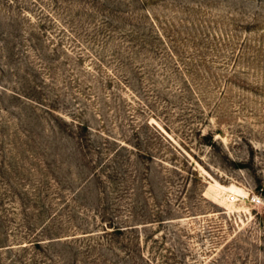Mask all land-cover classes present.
<instances>
[{
    "label": "rangeland",
    "instance_id": "1",
    "mask_svg": "<svg viewBox=\"0 0 264 264\" xmlns=\"http://www.w3.org/2000/svg\"><path fill=\"white\" fill-rule=\"evenodd\" d=\"M45 13L35 52L16 32L0 34L3 209L21 204L15 194L27 203L41 179L51 192L61 181L66 192L49 198L60 208L90 175L83 164L97 158L94 148L124 145L135 253H104L121 264H264V0H64ZM4 18L0 32L10 30ZM102 21L114 32L93 46ZM99 49L101 68L91 56ZM73 120L104 134H88L87 156L68 136ZM86 195L61 213L55 264H81L84 232L96 231L87 213L96 198Z\"/></svg>",
    "mask_w": 264,
    "mask_h": 264
},
{
    "label": "trees",
    "instance_id": "2",
    "mask_svg": "<svg viewBox=\"0 0 264 264\" xmlns=\"http://www.w3.org/2000/svg\"><path fill=\"white\" fill-rule=\"evenodd\" d=\"M64 0H0V25L2 24L1 16H5L4 21L6 26L10 28L9 31L0 32L2 37L11 36L12 31L16 32V40L19 38L20 45L28 46L34 52L36 51V43L41 42V37L45 29L46 17L45 11L47 7H56L60 5ZM37 7L42 17L39 16V21L31 20V15H28V7ZM26 14L28 16H26ZM26 16V17H25ZM27 20V25H22L21 20L24 18ZM49 17V16H48ZM53 22V21H52ZM107 22H101L103 26L101 29L95 28L96 33L89 35L93 46L99 45L103 42L100 37L107 38L110 36L113 30L110 31L104 29V24ZM64 28V27H63ZM66 28L63 29V31ZM67 30V29H66ZM11 31V33H9ZM105 32V34H102ZM107 33V34H106ZM110 33V34H109ZM125 34V31L123 32ZM128 34H136L137 32L127 30ZM0 35V36H1ZM102 35V36H101ZM12 37V36H11ZM160 38L164 37L161 35ZM87 39H89L87 37ZM18 42V43H19ZM31 46V47H30ZM96 66L105 65L106 55L102 49H99L95 54H91ZM84 56L80 55L79 60H83ZM1 88V86H0ZM5 89V88H4ZM7 90V89H5ZM19 98L26 100L31 104H38L44 106L43 102L35 100L29 96L12 92ZM52 111V110H51ZM66 126L67 122L59 118ZM74 125L69 130L68 136L78 142L79 154L87 156L88 151L91 150L90 143L92 138L88 136L91 132L99 134L103 133L97 129H94L89 124L73 120ZM69 125V124H68ZM90 137V138H89ZM111 138L110 136L108 137ZM107 139V138H106ZM105 140V139H104ZM114 143H118L114 140ZM119 144V143H118ZM105 145V146H104ZM102 146L94 148L96 154L95 160H88L83 166H91V172L88 178L84 182L71 191L67 196L61 197L63 205L59 208V205L55 208L49 198L63 194L66 192L63 187L60 186L61 181L56 180L55 190L58 192H51V186L47 191V184L51 181L47 179H41L40 183L33 190V194H28V202L23 201L20 194L15 196L21 199V204L15 203L14 205H20V207L12 206V208L3 209V199L0 201V264H55L54 253L51 252L53 244L56 242H62L63 232H58L59 222L64 223V217L62 214L64 211H69L70 207L77 208L78 202L81 206L87 203V193L95 195V202L92 203V208L87 210L94 214V223L96 225V231L84 232L85 234L91 233V235L85 236L84 240L87 243L84 247H79L77 250L76 261L81 264H121L120 260L112 259L109 254L104 253L111 252L118 258L121 254L131 257L135 253L133 249V242L137 238L135 235L136 229H138V223L131 224L137 220L139 213L135 210L126 212L123 199L127 193L126 184V172L124 166L119 161L120 152L127 150L122 145L118 146L112 154H108L109 150L106 147V143ZM123 152V151H122ZM38 162V161H37ZM42 162H38L41 165ZM52 194V195H51ZM134 201L139 202V186H135L133 189ZM52 196V197H53ZM83 209H86L84 207ZM62 213V214H61ZM160 217V216H157ZM62 222V223H61ZM56 228V229H55ZM133 234V236H132ZM95 236V238H92ZM97 236V237H96ZM139 238V233H138ZM117 244L118 248H108L105 250L106 245ZM108 250V251H107ZM116 250V251H115ZM84 254V255H82ZM79 257H82L78 259ZM143 259L144 257L141 256ZM153 264V262H151ZM149 264V263H148Z\"/></svg>",
    "mask_w": 264,
    "mask_h": 264
}]
</instances>
